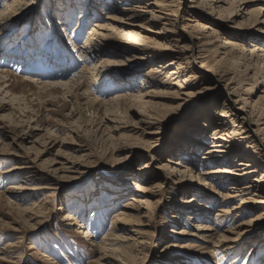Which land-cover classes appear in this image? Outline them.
I'll list each match as a JSON object with an SVG mask.
<instances>
[{
  "label": "rangeland",
  "instance_id": "374dc122",
  "mask_svg": "<svg viewBox=\"0 0 264 264\" xmlns=\"http://www.w3.org/2000/svg\"><path fill=\"white\" fill-rule=\"evenodd\" d=\"M3 2L0 0V3ZM100 3L101 0H25L20 4L18 12L12 13L19 22L14 23L16 20H12L13 23L6 25L2 32L7 37L0 36V65L7 62L6 57H23L26 52L24 45L30 52L36 47L29 55L26 52L28 61L20 62L21 60L15 59L11 65H4L14 71V74L6 78L9 79L7 84L3 83L0 87V264H112L111 260L99 261L102 251L100 246L104 245V238L109 230H115V214L136 193L134 181L142 177L147 179V184L160 182L162 187L152 197L155 204L151 209V225L147 227L151 235L144 238L146 244L143 248L138 247L140 253L135 256L137 262L134 264H140L144 260V264H230L238 252L242 259L238 264H242L254 252L257 254L256 264H264V228L257 230L253 237L245 241L247 245L244 249L226 257L196 236L180 234L179 229L182 227L190 232H197L196 225L199 222H213L217 210L221 208V204L215 203L219 201V197L208 193L207 197L211 202L208 203L210 208L205 212L207 219L201 215L195 216L196 212L191 210L192 207H187L191 204L183 201L192 198L195 193L190 191H199L201 186H195L193 181L185 184L180 181L179 175L176 178L168 175L166 179L164 175L168 172L157 168V165L167 162L168 157L173 155L165 139L170 137L171 143L175 141L177 136L173 132L190 126L199 109H210L213 99L220 97L223 100L220 93L225 83L219 88L211 80L207 81V84L197 90L198 94L192 99L195 103L193 106L179 111L172 120L163 122L160 132L155 135L157 143L162 142L163 145L161 144L155 158L150 159L137 152L129 155L124 150L116 151L119 142L117 139L121 135H125V139L139 136V133L130 131L127 125L140 121V118L133 110H128V105L124 102L115 108L102 102L117 91L126 89L113 84L115 79L108 77V74L102 75L98 85L90 86L86 82L75 87L72 92L59 86L43 89L36 82L23 79L24 76L63 73L64 67L52 65L54 63L51 59L43 60L42 54L46 51H50L47 53L49 57L56 54L61 63L63 59L66 63L69 59L73 60V71L79 69L84 62L78 63L77 46L85 40L86 32L94 20L98 19L87 16L88 22L81 29L82 33L74 32L75 25L84 8L89 13L101 15L103 18L99 22L109 24L105 20L107 15L102 13L109 10ZM247 3L242 6V15L237 16V22L230 23L232 27L243 19L245 21V17L251 14L252 20L257 17L264 19V9L262 14H257L260 7L264 6V0H249ZM199 9L204 15L217 16L206 7ZM70 18L72 21H69ZM64 22L70 24L67 26ZM59 23L61 26L55 28ZM247 24L241 28L244 35L264 38L260 28L263 24L258 22L249 26L251 21ZM160 25H155L154 28ZM231 31L236 30L233 28ZM159 40L165 41L162 37ZM111 47L113 46H109L108 50H113ZM201 62L202 59L199 58L198 65ZM150 65L144 63L132 66L127 63L118 66L116 71L129 72L132 69V72L123 74L124 79L132 84H140L143 72ZM259 72L261 73L260 70ZM238 75L242 78V74ZM244 84L247 85L246 82ZM110 88L114 89L109 92ZM255 89V98L264 94L262 78ZM2 97L4 98L1 99ZM108 108L112 109L107 111ZM116 109L124 111L120 115H124V120L118 123L125 127L119 131H111L107 125L112 120L119 121V117L115 116L118 114L114 112ZM114 117L117 119H113ZM207 135L208 138L211 137L212 131ZM203 151L196 156L199 164L203 159ZM74 158L81 159L84 165L81 172L69 177L63 176L62 163ZM237 160L241 158L238 157ZM147 161L151 163L150 166L141 168ZM170 164L181 167L172 162ZM11 168L18 173L8 177L9 174L5 171ZM192 168L198 169L193 165ZM144 169L149 170L148 174L143 172ZM30 171L34 173V177L28 181L25 178L28 174L23 173ZM17 184L28 189L14 188ZM39 186V190L30 189ZM238 202L239 199L233 200L230 205ZM99 210L101 215L98 214ZM70 212L76 219L68 217ZM252 214L244 218H249ZM81 222L91 232V237H84L85 233L82 231L85 228L81 227ZM120 233L125 234L126 230L121 228ZM108 242L110 246L112 241ZM175 242L181 245L174 246ZM185 243L189 245L183 246ZM113 247L118 248L120 244ZM109 255L113 257L111 252Z\"/></svg>",
  "mask_w": 264,
  "mask_h": 264
},
{
  "label": "bare ground",
  "instance_id": "6f19581e",
  "mask_svg": "<svg viewBox=\"0 0 264 264\" xmlns=\"http://www.w3.org/2000/svg\"><path fill=\"white\" fill-rule=\"evenodd\" d=\"M3 1L4 5H0V36L5 38L7 35L2 34L3 30L13 23L12 20H16L14 23L19 22L12 13L18 12L20 4L25 0ZM247 2L249 0H101L100 5L109 10L102 12L107 15L105 20L109 21V24L99 22L103 18L101 15L89 13V10L84 8L81 9L75 25L74 32L82 33L81 29H84L85 23L88 22L87 16L98 19L94 20L86 32L85 40L77 46L78 63L84 64L73 71V60L69 59L66 63L63 59L61 63L56 54L49 57L47 53L50 51H46L42 54L43 60L51 59L54 63L52 65L64 67L63 73L52 72L23 78L36 82L43 89L59 86L72 92L75 87L86 82L90 86H96L102 75L108 74V77L115 79L113 84L126 89L117 91L102 102L112 108L124 102L128 105V110H133L140 118V121L127 125L130 131L139 133V136L125 139V135H121L117 139L119 142L116 151L124 150L129 155L137 152L149 156L150 159L155 158L161 144L163 145L162 142L158 144L155 139V135L163 127V122L172 120L179 111L193 106L195 103L192 99L198 94L197 90L207 84V81L211 80L219 88L225 83L220 93L223 100L219 99L220 97L213 99L210 109H199L190 126L173 132L177 136L175 141L171 143L170 137L165 139L173 155L168 157L167 162L157 165V168L168 172L164 175L166 179L168 175L175 178L179 175L183 183L193 181L195 186H201L199 191L193 192L190 189L191 193H195L194 196L183 201L191 204L187 207H192L191 210L196 212L195 216L201 215L207 219L205 212L210 208L208 203L211 202L208 200V193L219 197V201L215 203L221 204V208L217 210L213 222H199L196 225L197 232H190L182 227L179 233L196 236L225 257L244 249L247 245L245 241L253 237L257 230L264 228V94L254 97L259 80H264V38L246 36L241 32V28L247 26L248 21H251L249 26L258 22L264 25V19L257 17L252 20L251 14L245 17L247 23L243 19L236 24L237 28L230 24L237 22L236 18L242 15L241 8L244 4L247 5ZM202 7L211 9L217 16L200 13L199 8ZM262 9L264 6L260 7L257 14H262ZM70 20L72 21L71 18ZM60 24L55 25V28L60 27ZM64 24L68 26L70 22ZM158 24H161L160 27L154 28ZM230 28L236 31H231ZM260 28L261 34L264 35V26ZM160 37L165 41L159 40ZM109 46H113V50H108ZM24 47L28 55L36 48L30 52L26 45ZM26 52L23 57H6L5 64L11 65L13 60L17 59L21 60L20 62L28 61ZM199 58L202 62L198 65ZM127 63L132 66L151 64L143 72L140 84H132L124 79L123 76L132 72V69L129 72L116 71L118 66ZM5 64L0 65V87L3 83L7 84L9 79L6 78L14 74L9 67L4 66ZM238 74H242V78ZM113 89L110 88L109 92ZM114 112L118 114L114 115L119 117V121L112 120L107 128L119 131L125 127L118 123L124 120V115L120 116L124 111L116 109ZM210 130L212 136L208 138ZM207 144L208 148L204 150ZM201 151L203 159L199 164L196 156ZM238 157L241 160H237ZM80 160L74 158L63 162V176L80 173L84 166ZM170 162L181 167L171 165ZM150 164L148 162L141 168H147ZM192 165L199 170H194ZM14 168L5 171L9 174L8 177L18 173ZM31 172L23 173L28 174L25 177L28 181L34 177ZM143 172L148 174L149 170ZM146 181L145 177L134 181L136 193L124 204L123 209L115 214V230L111 229L106 234L104 245L100 246L102 251L99 261L134 264L137 260L135 256L140 253L138 247L143 248L146 244L144 238L151 235L147 227L152 222L151 209L155 204L152 197L156 196L157 190L162 187L160 182L149 185ZM13 187L27 188L22 184ZM30 189L39 190L41 187ZM238 199V203L230 205L231 201ZM250 213H253L251 217L244 218ZM98 214L101 215L100 210ZM68 217L76 219L71 212ZM80 224L85 228L82 231L85 233L84 237H91V232L85 224ZM121 228L126 230L125 234H119ZM108 241H112L110 246ZM116 244H120V247L114 248ZM180 245L177 242L174 244ZM185 245L189 243L183 244ZM109 252L113 257H110ZM130 252L135 254L131 255ZM240 255L238 252L230 264H238L242 260ZM144 261L140 264H144ZM247 262L256 264V252L247 256L242 264Z\"/></svg>",
  "mask_w": 264,
  "mask_h": 264
}]
</instances>
